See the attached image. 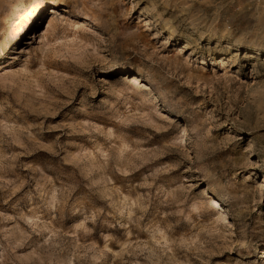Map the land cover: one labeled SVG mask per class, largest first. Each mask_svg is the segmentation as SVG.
I'll list each match as a JSON object with an SVG mask.
<instances>
[{
	"label": "rangeland",
	"instance_id": "1",
	"mask_svg": "<svg viewBox=\"0 0 264 264\" xmlns=\"http://www.w3.org/2000/svg\"><path fill=\"white\" fill-rule=\"evenodd\" d=\"M0 264H264V0H0Z\"/></svg>",
	"mask_w": 264,
	"mask_h": 264
},
{
	"label": "bare ground",
	"instance_id": "2",
	"mask_svg": "<svg viewBox=\"0 0 264 264\" xmlns=\"http://www.w3.org/2000/svg\"><path fill=\"white\" fill-rule=\"evenodd\" d=\"M130 80H131V79H130ZM139 80H140V79H139ZM131 81H133V82H135V83H136V82H137V78L133 77ZM138 83H139V82H138ZM141 85H142V84H141ZM142 88H145V86H144V87H142ZM143 90H144V89H143ZM145 90H146V89H145ZM148 90H149V89H148Z\"/></svg>",
	"mask_w": 264,
	"mask_h": 264
}]
</instances>
